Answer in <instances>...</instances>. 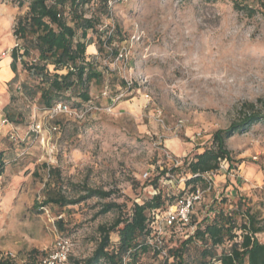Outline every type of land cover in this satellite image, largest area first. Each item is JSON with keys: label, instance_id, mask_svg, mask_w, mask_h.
Wrapping results in <instances>:
<instances>
[{"label": "rangeland", "instance_id": "rangeland-1", "mask_svg": "<svg viewBox=\"0 0 264 264\" xmlns=\"http://www.w3.org/2000/svg\"><path fill=\"white\" fill-rule=\"evenodd\" d=\"M104 1L88 7L92 12L97 5L99 18L97 33L89 35L102 41L112 37L103 53L98 39L94 50L104 79L91 84V100L82 106L74 98L62 101L77 114L69 116L22 96L21 83L32 81L20 63L16 79L8 77L16 23L31 0H0V261L42 264L63 237L73 245L69 264L82 262L96 247L99 226L129 218L133 204L158 189L168 206L198 189L201 198L192 211L197 221L210 212L212 201L216 210L227 212L239 200L242 210L264 219V124L225 141L228 159L218 161L211 189L205 178L187 184L184 164L206 148L216 150L214 132L261 108L264 17H247L229 0H107L105 15ZM111 49H125L127 56L119 59ZM4 118L8 122L2 125ZM85 187L115 193L66 207L44 203L49 196L75 199ZM109 201L119 210L98 215ZM150 226L151 233L161 231L166 254L189 231L169 227L161 216ZM256 237L264 243V232ZM109 238L116 247L117 232ZM164 260L151 248L129 263Z\"/></svg>", "mask_w": 264, "mask_h": 264}, {"label": "trees", "instance_id": "trees-1", "mask_svg": "<svg viewBox=\"0 0 264 264\" xmlns=\"http://www.w3.org/2000/svg\"><path fill=\"white\" fill-rule=\"evenodd\" d=\"M229 1L235 11L243 12L247 17L257 14L264 17V0ZM94 2L95 0H31L27 13L16 23L14 34L18 42L10 50L9 67L14 73L13 79L17 77L18 63L28 72L32 82L21 83V94L25 99L35 101L41 109H51L69 98L78 101L75 105L80 107L91 100V84H101L104 79L97 61V51L88 53V48L93 46L96 50L98 39V52L103 53L104 46L111 43L112 37L109 35L102 41L101 36L95 38L93 34L89 35V32L97 33L99 23L96 16L98 6L92 12L88 10L89 5ZM108 3L105 0L101 4L105 15H108ZM86 13H90V16H86ZM117 54V49H111L110 55ZM25 58L31 60L26 62ZM121 85L126 86L127 83L121 81ZM260 105V109H252L227 128L214 132L212 142L216 145V150L206 148L190 162H184L190 176L187 184L202 182L205 173L217 170L220 159H228L224 148L227 139L246 132L255 125L264 124V100L260 101ZM3 166L0 153V175L3 173ZM52 171L57 173L56 170ZM152 182L154 189H157V179L154 178ZM82 191L84 193L75 199L49 196L44 203L66 207L91 198L106 200L115 193L113 190L87 187ZM165 202L158 189L156 194L142 204L134 203L129 218L118 217L109 226H99V240L92 254L74 264H131L151 248L155 254H159L156 247L147 244V237L151 234L150 224L151 220L155 221V215L164 214L169 206H173L170 201L169 206ZM242 207L239 200L236 208L225 212L221 208L216 210L215 201H212L208 207L210 212L200 221L191 216L193 231L187 232L185 240L166 250L168 254L163 264H264V243L256 237L264 232V219L259 220L248 208L242 210ZM119 208L117 202H103L97 214H106ZM237 217L242 218L239 225ZM238 229L241 231L240 235L236 233ZM112 231H116L118 236V244L113 248L109 238ZM191 247L195 249L194 254L189 253ZM218 248H221L220 253L217 252ZM71 260L69 256L67 264ZM0 264L10 263L1 260Z\"/></svg>", "mask_w": 264, "mask_h": 264}, {"label": "built area", "instance_id": "built-area-1", "mask_svg": "<svg viewBox=\"0 0 264 264\" xmlns=\"http://www.w3.org/2000/svg\"><path fill=\"white\" fill-rule=\"evenodd\" d=\"M118 1H126V0H118ZM127 56L126 50L121 49L118 51L117 58L123 59ZM128 84V83H127ZM52 112L56 113H64L66 115L72 116L77 115L76 112L72 111L66 104L58 103L51 108ZM7 119H2L1 124H6ZM181 123V121H180ZM53 131L57 130V127L52 128ZM178 165V163L176 162ZM222 168V166H220ZM218 169V168H217ZM217 171V170H215ZM215 176L214 171L207 172L203 175L207 182V190L211 189L213 186V178ZM144 177H147L145 174ZM156 194V192H154ZM201 198V192L197 190H193L184 198H181L178 203H176L173 207H170L164 214L155 215V220L161 216V220L170 226H177V228L184 229L188 228L190 233L193 231V227H191V216L195 203ZM186 234V237L188 236ZM147 244L151 247H156L159 250V254H162L166 258V252H164V239L160 230H153V233L147 237ZM72 242L69 238L59 237L56 242L53 251L49 254L45 255L44 259L41 261L42 264H67L68 257L71 254Z\"/></svg>", "mask_w": 264, "mask_h": 264}, {"label": "crops", "instance_id": "crops-1", "mask_svg": "<svg viewBox=\"0 0 264 264\" xmlns=\"http://www.w3.org/2000/svg\"><path fill=\"white\" fill-rule=\"evenodd\" d=\"M88 53H94V47L93 46H90L88 48ZM9 63H10V61L7 64V75L9 78H12V77H14V73L10 70Z\"/></svg>", "mask_w": 264, "mask_h": 264}, {"label": "bare ground", "instance_id": "bare-ground-1", "mask_svg": "<svg viewBox=\"0 0 264 264\" xmlns=\"http://www.w3.org/2000/svg\"><path fill=\"white\" fill-rule=\"evenodd\" d=\"M6 66V63H3ZM3 66V65H2Z\"/></svg>", "mask_w": 264, "mask_h": 264}]
</instances>
